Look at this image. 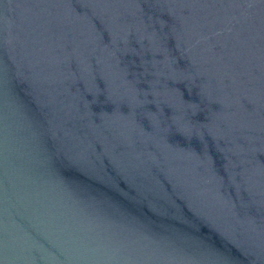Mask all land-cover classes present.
I'll list each match as a JSON object with an SVG mask.
<instances>
[{"label": "water", "instance_id": "95a60500", "mask_svg": "<svg viewBox=\"0 0 264 264\" xmlns=\"http://www.w3.org/2000/svg\"><path fill=\"white\" fill-rule=\"evenodd\" d=\"M0 264H264V0H0Z\"/></svg>", "mask_w": 264, "mask_h": 264}]
</instances>
